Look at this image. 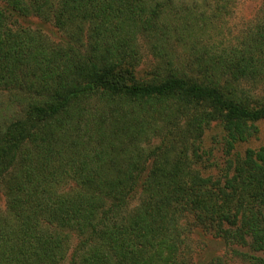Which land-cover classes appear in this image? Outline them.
<instances>
[{"label":"trees","instance_id":"16d2710c","mask_svg":"<svg viewBox=\"0 0 264 264\" xmlns=\"http://www.w3.org/2000/svg\"><path fill=\"white\" fill-rule=\"evenodd\" d=\"M234 1L0 0V264H194L198 230L264 264V0L228 35Z\"/></svg>","mask_w":264,"mask_h":264},{"label":"rangeland","instance_id":"374dc122","mask_svg":"<svg viewBox=\"0 0 264 264\" xmlns=\"http://www.w3.org/2000/svg\"><path fill=\"white\" fill-rule=\"evenodd\" d=\"M260 0H235L230 13L229 18H227V23L224 26V31L228 34H234L238 29L242 28L246 22H248L254 15ZM23 24H27L31 27H36L42 29V31L53 40L58 39L61 33L53 26V24L43 21L37 17L30 16L20 19ZM206 31L208 34H214L211 27H207ZM216 36V35H214ZM143 55L145 59H148V54L145 48H142ZM144 65V64H143ZM142 65V66H143ZM258 132L256 136L250 138L248 142L242 144L241 149L246 146L258 147L264 145V119L257 122ZM216 133V129L211 128L204 134V143L206 146L214 145L213 139H211L212 134ZM5 205L4 195L0 192V208L3 209ZM192 243L195 246L194 252V264H203L208 259L214 256H223L226 259V264H250L244 263L236 257H226V248L219 238L213 237L207 233L198 230L191 236ZM74 241L72 240L71 245ZM263 255V253H261Z\"/></svg>","mask_w":264,"mask_h":264}]
</instances>
